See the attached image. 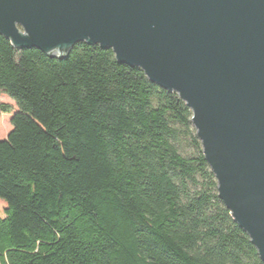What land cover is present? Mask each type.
I'll return each instance as SVG.
<instances>
[{
  "label": "trees",
  "instance_id": "trees-1",
  "mask_svg": "<svg viewBox=\"0 0 264 264\" xmlns=\"http://www.w3.org/2000/svg\"><path fill=\"white\" fill-rule=\"evenodd\" d=\"M2 94L0 264H264L191 109L112 49L57 58L0 35Z\"/></svg>",
  "mask_w": 264,
  "mask_h": 264
},
{
  "label": "water",
  "instance_id": "water-1",
  "mask_svg": "<svg viewBox=\"0 0 264 264\" xmlns=\"http://www.w3.org/2000/svg\"><path fill=\"white\" fill-rule=\"evenodd\" d=\"M0 35L57 58L80 42L109 48L178 93L264 262V0H0Z\"/></svg>",
  "mask_w": 264,
  "mask_h": 264
},
{
  "label": "rangeland",
  "instance_id": "rangeland-1",
  "mask_svg": "<svg viewBox=\"0 0 264 264\" xmlns=\"http://www.w3.org/2000/svg\"><path fill=\"white\" fill-rule=\"evenodd\" d=\"M3 104L6 108L5 111L1 110V105ZM15 110V102L6 94L0 95V139H5L8 133L12 130L10 118ZM5 206L4 201L0 200V214H4Z\"/></svg>",
  "mask_w": 264,
  "mask_h": 264
}]
</instances>
